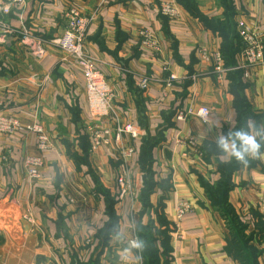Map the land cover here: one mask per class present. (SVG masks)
Listing matches in <instances>:
<instances>
[{"label": "crops", "instance_id": "crops-1", "mask_svg": "<svg viewBox=\"0 0 264 264\" xmlns=\"http://www.w3.org/2000/svg\"><path fill=\"white\" fill-rule=\"evenodd\" d=\"M163 1L24 0L21 7L0 0V115L22 128L0 133V264H125L110 237L114 226H128L131 215L140 229L153 225L158 254L167 234L165 253L158 255L163 264H239L224 249L226 223L203 182L214 186L219 163L229 161L215 148L217 135L239 128L240 121L264 122V0H174L190 6L177 2L174 19L160 13ZM71 7L90 18L84 47L113 90L109 117L90 116L82 73L56 43ZM228 11L235 31L243 21L262 35L263 59L246 75L235 55L233 68L223 61L224 70H214L223 39L203 19L221 24ZM143 31L156 47L142 43ZM201 106L219 126L186 114ZM180 112L183 119L176 118ZM35 123L48 136L45 151L23 129ZM115 123H129L136 137L111 134L91 150L90 128ZM145 140L158 141L150 167L140 162ZM125 146L134 151L120 186L116 153ZM27 156L42 158L37 177L28 175ZM144 177L152 183L146 196ZM231 185L227 202L260 251L257 264H264V154L239 165ZM106 197L113 200L114 222L103 236L111 222ZM181 201L190 209L178 219Z\"/></svg>", "mask_w": 264, "mask_h": 264}, {"label": "built area", "instance_id": "built-area-1", "mask_svg": "<svg viewBox=\"0 0 264 264\" xmlns=\"http://www.w3.org/2000/svg\"><path fill=\"white\" fill-rule=\"evenodd\" d=\"M13 2L17 6H23L24 0H7ZM160 13L169 19H174L178 14V5L174 0H164L161 4ZM90 22L89 17L81 15L80 11L71 7L66 12V24L59 37L56 39V43L59 48L66 52L70 57H73L75 63L78 65L79 70L82 73V79L84 84V90L86 95V107L92 118H105L111 114V99L113 97V90L110 84L107 82L104 74L98 68L97 60L88 54L84 47L85 31ZM236 33L241 42L240 48L235 55L239 64L237 68L245 70L244 75L247 73V68L256 65L263 59V44L262 35L258 29L250 27L243 21H238L236 25ZM142 43L150 48L156 47V41L153 39L151 33L148 31L142 32ZM200 55L203 59H207L205 50L200 49ZM214 70L220 73L224 70L222 56L219 53L214 55ZM174 76L170 75V79ZM147 86V80L144 78L140 82L141 89H145ZM186 114L198 117L201 121H204L202 117L210 114L209 109L206 106L198 107L196 110H188ZM184 113H178L177 119H183ZM22 129L18 122L14 119L0 115V133L1 134H14L17 130ZM24 130L30 132L35 139L36 147L40 151H45L49 146L48 136L40 126L35 123L26 125ZM122 133H128L132 138L136 137V129L130 125L115 123L112 128L95 129L90 128L89 139L90 149L94 150L102 143L108 140V137L113 134L114 137H118ZM187 142L190 147H194L195 140L193 137H188ZM133 147L125 146L118 149L116 156L120 161V171L117 177V183L121 186L125 182L126 178V163L133 155ZM24 163L28 169V175L30 177H37L39 169L42 165L41 156H27L24 159ZM259 207L264 211V193L260 195ZM190 206L187 201H181L177 206L178 219L187 211Z\"/></svg>", "mask_w": 264, "mask_h": 264}, {"label": "trees", "instance_id": "trees-1", "mask_svg": "<svg viewBox=\"0 0 264 264\" xmlns=\"http://www.w3.org/2000/svg\"><path fill=\"white\" fill-rule=\"evenodd\" d=\"M178 2V1H177ZM183 4L185 8L189 9V4L179 1L178 4ZM233 12L228 11L225 15L226 22L224 23H217L216 25H213L212 23L207 22L206 19L204 20V23L207 27H210L213 30H217L220 36L223 39V43L220 47V55L222 56V59L224 61V65L229 68H233L235 65V62H233L234 55L237 54L239 50V42H238V36L235 31V25L231 21V16ZM234 40L237 41L238 45L236 44L234 46ZM239 72V71H237ZM244 123V122H243ZM242 121L238 124V127L243 125ZM168 127L167 124L164 126H161L157 133L160 134L161 131L165 130ZM158 139V138H156ZM155 139V140H156ZM158 141H144L141 155L142 160L141 166L143 167L144 164L146 166L150 167V149L157 143ZM238 162L232 160L225 163H219L218 165V172H219V180L214 186H210L209 184L203 182L206 194L208 198L211 200L212 206L220 213L222 218L224 219L226 223V229H227V235L225 236V251L226 253L233 258L234 260H237L239 264H257L256 258L258 257V254L260 251L255 248L252 244H250V235H247L245 230L247 229V225L243 224L238 216L235 214L231 206L227 202V194L231 189V175L236 170V168L239 167ZM150 170V169H149ZM151 175L149 176V178ZM145 182V189H144V195L146 196L152 189V183L149 182L148 179L144 177ZM101 192L105 193L104 190H101ZM107 201V213L110 216L111 222L108 223L106 229H104L101 232V235L107 236L109 233L107 230H111L113 227L114 222V216L112 212V205L113 200H110L108 197H106ZM144 206L146 203L144 202ZM152 224H146L144 226V229L139 230V234L142 236V238L146 242V247L142 253L143 256V264H163L161 260L159 259L160 253H165V248H167V234L166 238L163 242L164 249L162 252L158 254V251L155 247V237L152 234L153 230ZM157 233L163 234L162 230L158 231ZM105 243V240H104ZM95 261H92L90 264H94ZM77 264V263H73ZM89 264V263H88Z\"/></svg>", "mask_w": 264, "mask_h": 264}, {"label": "clouds", "instance_id": "clouds-1", "mask_svg": "<svg viewBox=\"0 0 264 264\" xmlns=\"http://www.w3.org/2000/svg\"><path fill=\"white\" fill-rule=\"evenodd\" d=\"M209 126H219V121L208 115L202 117ZM201 137L205 139V135ZM215 148L229 161L247 165L250 159L264 154V122L256 120L245 121L239 128L232 129L226 134H219L214 139ZM131 215V214H130ZM140 225L134 215H131L128 226L121 230L116 225L111 230L110 240L119 248L125 264H142V253L146 242L139 234Z\"/></svg>", "mask_w": 264, "mask_h": 264}]
</instances>
